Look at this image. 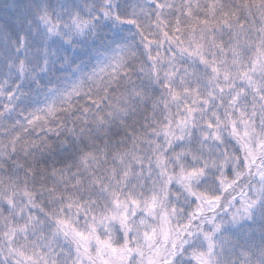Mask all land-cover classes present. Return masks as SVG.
Returning a JSON list of instances; mask_svg holds the SVG:
<instances>
[{"label": "snow or ice", "instance_id": "6c2138e0", "mask_svg": "<svg viewBox=\"0 0 264 264\" xmlns=\"http://www.w3.org/2000/svg\"><path fill=\"white\" fill-rule=\"evenodd\" d=\"M33 17L45 68L48 41L105 38L42 107L17 114L0 83V264H264L225 234L264 221V0Z\"/></svg>", "mask_w": 264, "mask_h": 264}, {"label": "trees", "instance_id": "16d2710c", "mask_svg": "<svg viewBox=\"0 0 264 264\" xmlns=\"http://www.w3.org/2000/svg\"><path fill=\"white\" fill-rule=\"evenodd\" d=\"M30 1L34 4L35 10L37 5L50 4L55 6L56 11H60V5L66 2H71V0ZM6 3L7 0H0L1 6L6 5ZM31 21H33L31 27L35 28L33 15ZM18 23L20 25V20H18ZM103 32H106L107 38L111 39L113 32L111 31L110 25L105 24ZM126 35H128V33ZM104 38L103 34H101L100 38L97 40L80 41L75 48L64 44L59 39L48 41L47 44L50 45V47L47 48V51L51 53L47 56L48 64L45 68L43 64V56H41L38 59L40 66L34 69V75L39 78L33 76L30 72L21 74L19 71L17 73H13V79L15 80L13 85H10V82L7 79L1 78L0 83H5L7 88L16 92L18 97L16 113H26L30 109L32 101H37L42 98L43 94L48 89L60 83L63 77L68 74L72 68L88 62L92 58L93 54L101 50V40ZM2 58L3 55L0 53V61ZM227 228L228 229L226 230H230L229 233H232L231 238L234 243H236L237 239H239L242 241H249L250 244L254 242V247L257 250L264 247V231H262V229H264V221L257 219L255 224H246L240 227L229 225ZM239 250L240 249L237 251Z\"/></svg>", "mask_w": 264, "mask_h": 264}, {"label": "rangeland", "instance_id": "374dc122", "mask_svg": "<svg viewBox=\"0 0 264 264\" xmlns=\"http://www.w3.org/2000/svg\"><path fill=\"white\" fill-rule=\"evenodd\" d=\"M12 9L10 7L5 8V16L0 11V53L3 55L2 60L0 61V77L7 76L8 79L14 81L13 73L18 72L17 67H11L14 62H18L19 60L26 61V71L33 70L40 66L38 59L42 56L38 53L37 49L41 47V43L36 35L30 33V28L27 25V28L17 31L20 26L15 22L11 15ZM24 36L27 40L26 46H20L19 44V37ZM47 48L50 45H46ZM47 56L51 54L47 51ZM96 56L92 60L91 64L86 66L80 67V71H87L92 64L95 62ZM25 71V72H26ZM79 72L73 71L70 75H67L63 78L62 83H60L56 88L59 89L67 86L72 80L77 78ZM52 89V90H54ZM52 90L48 91L40 100L35 101L31 104L32 110L42 107L48 100L51 98ZM226 229H228L226 227ZM230 230H225V234L228 236H232V233H229ZM233 245L236 248V251L241 248H251L255 249L254 242L250 244L249 241H242L237 239V242L234 243L233 239L231 238ZM250 244V246H249ZM263 246V245H262ZM238 252V251H237ZM235 257H232L234 259Z\"/></svg>", "mask_w": 264, "mask_h": 264}]
</instances>
